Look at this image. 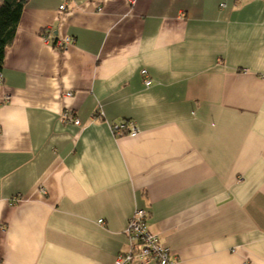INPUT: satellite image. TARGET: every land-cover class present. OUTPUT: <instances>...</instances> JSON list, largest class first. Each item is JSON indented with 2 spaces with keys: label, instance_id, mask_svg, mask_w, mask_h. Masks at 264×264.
Masks as SVG:
<instances>
[{
  "label": "crops",
  "instance_id": "crops-1",
  "mask_svg": "<svg viewBox=\"0 0 264 264\" xmlns=\"http://www.w3.org/2000/svg\"><path fill=\"white\" fill-rule=\"evenodd\" d=\"M61 2L0 71V264H114L137 208L178 264H264V0Z\"/></svg>",
  "mask_w": 264,
  "mask_h": 264
},
{
  "label": "built area",
  "instance_id": "built-area-1",
  "mask_svg": "<svg viewBox=\"0 0 264 264\" xmlns=\"http://www.w3.org/2000/svg\"><path fill=\"white\" fill-rule=\"evenodd\" d=\"M67 1L62 0L60 9L67 8ZM134 1V0H131ZM71 36L56 38L55 44L60 48L68 47L72 42ZM144 75L145 85L150 86L152 81L149 79V74L146 69L142 70ZM0 77L2 75L0 74ZM9 98V97H8ZM62 120L65 122H72L80 124V120L74 115L72 111H66L62 114ZM113 131L116 134H129L132 136L137 135L139 129L133 121H125L114 125ZM148 210L146 208H137L130 217L126 233L130 242V249L126 252H120L114 264H135L136 260L141 262L154 261L155 264H178L176 258L171 255L169 247L163 245L159 236L153 233L147 223ZM103 222V220H100Z\"/></svg>",
  "mask_w": 264,
  "mask_h": 264
},
{
  "label": "trees",
  "instance_id": "trees-1",
  "mask_svg": "<svg viewBox=\"0 0 264 264\" xmlns=\"http://www.w3.org/2000/svg\"><path fill=\"white\" fill-rule=\"evenodd\" d=\"M28 0H1L0 2V71L5 53L14 40L18 24Z\"/></svg>",
  "mask_w": 264,
  "mask_h": 264
},
{
  "label": "rangeland",
  "instance_id": "rangeland-1",
  "mask_svg": "<svg viewBox=\"0 0 264 264\" xmlns=\"http://www.w3.org/2000/svg\"><path fill=\"white\" fill-rule=\"evenodd\" d=\"M0 2H1V0H0Z\"/></svg>",
  "mask_w": 264,
  "mask_h": 264
}]
</instances>
